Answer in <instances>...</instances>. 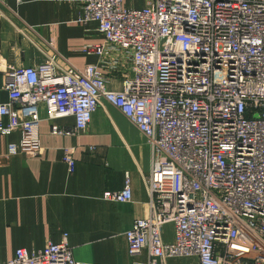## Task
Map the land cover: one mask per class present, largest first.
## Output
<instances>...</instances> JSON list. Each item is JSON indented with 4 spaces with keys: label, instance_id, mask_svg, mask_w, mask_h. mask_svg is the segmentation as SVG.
<instances>
[{
    "label": "built area",
    "instance_id": "2783aa9c",
    "mask_svg": "<svg viewBox=\"0 0 264 264\" xmlns=\"http://www.w3.org/2000/svg\"><path fill=\"white\" fill-rule=\"evenodd\" d=\"M143 1L136 8L80 0L78 22H95L104 39L81 52L99 64L78 71L47 58L4 72L0 136L19 131L9 153L37 154L39 104L49 118H73L70 130L51 127L68 136L86 130L104 101L151 150L149 213L125 233L129 256L147 251L148 264H264V0ZM106 69L123 72L120 91L107 89ZM63 162L73 172L71 149ZM103 198L131 202L130 175ZM167 225L171 242L162 238ZM0 264L79 263L63 234L58 244L18 249Z\"/></svg>",
    "mask_w": 264,
    "mask_h": 264
},
{
    "label": "crops",
    "instance_id": "0c3cea01",
    "mask_svg": "<svg viewBox=\"0 0 264 264\" xmlns=\"http://www.w3.org/2000/svg\"><path fill=\"white\" fill-rule=\"evenodd\" d=\"M130 3L136 8L145 5L143 0ZM79 10L80 0L0 3V104L8 100L4 72L47 58L78 71L99 64L97 55L81 51L85 46L103 44V36L95 22H78ZM105 77L108 90H121L122 71L106 69ZM37 113V154L9 153V146L21 139L19 131L0 136V262L13 258L18 249L38 252L47 242L58 244L65 234L79 264H148V252L129 256L125 240L133 221L149 213L144 179L151 168V150L145 136L104 101L86 130L74 135L51 134L54 125L72 129V117L49 118L43 104L37 106ZM65 149L73 151V172L63 162ZM126 173L131 178L132 201L105 200L104 192L122 189ZM162 238L172 241V226L162 229ZM160 264L198 261L171 258Z\"/></svg>",
    "mask_w": 264,
    "mask_h": 264
},
{
    "label": "rangeland",
    "instance_id": "374dc122",
    "mask_svg": "<svg viewBox=\"0 0 264 264\" xmlns=\"http://www.w3.org/2000/svg\"><path fill=\"white\" fill-rule=\"evenodd\" d=\"M128 1H129V3L128 2H125V5L126 6H132L131 3H130V0H128Z\"/></svg>",
    "mask_w": 264,
    "mask_h": 264
}]
</instances>
